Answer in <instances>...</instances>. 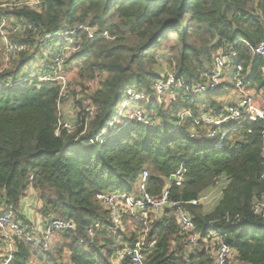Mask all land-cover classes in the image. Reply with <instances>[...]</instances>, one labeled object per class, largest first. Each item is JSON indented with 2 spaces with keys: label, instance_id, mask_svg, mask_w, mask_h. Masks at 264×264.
<instances>
[{
  "label": "trees",
  "instance_id": "1",
  "mask_svg": "<svg viewBox=\"0 0 264 264\" xmlns=\"http://www.w3.org/2000/svg\"><path fill=\"white\" fill-rule=\"evenodd\" d=\"M39 1L38 12L0 10L24 29L10 39L30 46L29 53L11 60L0 81L25 78L23 70L28 64L37 66L35 57L60 42L54 37L42 46L41 37L79 25L96 27L98 36L87 39L79 34L80 48L66 67L73 66L84 80L97 71H105L107 78L93 97L96 113L82 137L79 133L83 127L72 135H55V84L0 90V208L12 210L15 220L30 235L32 224L22 213L21 204L31 190L40 203L44 224L52 218L75 223V230L55 234L54 248L47 252L25 238L18 241L10 264H31L32 260L66 264L64 251L69 255L67 264H114V252L134 245L138 233L128 231L126 216L122 218L125 231L109 229V214L99 206L97 195L127 193L146 171L148 192L158 196L180 167L185 174L180 186L170 188L171 200L187 203L209 191L217 181L224 183L210 211L205 212L201 205H185L197 232L204 235L212 224L222 227L236 261L264 264V219L251 210L264 194V121L252 119L237 125L223 147L216 150L212 142L189 137L191 119L175 129L182 110L192 111L194 117L202 111L217 110L215 98L226 94L228 82L211 95L189 98L179 94L166 110L149 107L159 113L161 129L168 135L131 122L97 149L86 141L94 139L114 119L127 89L152 91V84L160 76L155 72L159 61L175 65L177 75L190 84L199 81L220 46L235 42L238 62L251 67L246 83L259 91L264 84V59L252 58L250 47L264 42V0ZM103 32L114 39H106ZM173 42L172 47L169 44ZM49 60L45 56V62L35 71L47 72ZM235 218L241 222L233 228L229 220ZM94 223L106 229L96 230L91 239L88 229ZM137 227L142 228L140 223ZM151 241H155L152 248L143 252L144 264H213L203 250L188 251L172 212L166 211L158 222L151 223L147 243ZM121 264H129V260Z\"/></svg>",
  "mask_w": 264,
  "mask_h": 264
},
{
  "label": "built area",
  "instance_id": "2",
  "mask_svg": "<svg viewBox=\"0 0 264 264\" xmlns=\"http://www.w3.org/2000/svg\"><path fill=\"white\" fill-rule=\"evenodd\" d=\"M40 7L41 2L39 0H0V9H26L38 12ZM23 32L24 29L14 19L7 18L0 13V75L8 68L11 60L29 53V45L10 39L12 35H20ZM98 32L96 27L79 25L73 30L44 35L40 38L42 46H45L51 38L57 37L60 40L59 43H55L45 54L50 59L48 62V71L45 73L41 71L40 73V70H37L33 75H27L25 78L0 81V90L31 89L37 83L55 84L58 89L55 135L59 136L61 132L72 135L80 127H83L79 133V137L84 136L88 123L95 116L96 106L93 99L88 98L85 102L86 107L84 112L78 115L79 102L77 100L81 98L80 93L75 95L73 102L69 101L66 103L69 100V92L71 89L69 76L73 75L74 71L71 69V72H69L66 63L80 48L81 38H79V34L85 35L87 39H94L98 36ZM102 36L108 40L114 39V37H110L106 32H103ZM234 45L235 42L219 47L212 57L210 65L202 72L198 82L187 84L186 81L176 74L159 77L154 82L150 93L137 90L134 87L127 89L117 115L94 139H87V144L97 149L108 138L122 131L131 122H135L144 127L149 126L151 130L162 131L161 125L156 123L152 115H149L148 111L153 112V116H155L154 111L150 110L149 107H158L163 102L172 104L176 101L179 94H184V96L190 98L211 95L218 92L226 82L230 85V89L227 90L225 95L215 98L217 110L202 111L198 117H194L190 110H182L177 116L178 121L175 129H178L185 120L191 119L193 126L189 131V137L201 142H212V149L216 150L223 147L229 132L237 125L252 119L264 121V99H260L259 97L260 95L264 97V84L258 91L246 83V78L251 72V67L248 66L245 68L242 63L238 62V53L235 51ZM250 56L252 58L264 59V42L256 47H250ZM173 67L175 70V66ZM106 78L107 73L105 71H97L88 81L94 83L99 90ZM92 92L88 89L84 90L86 97H89ZM132 103L137 105L130 108V104ZM70 104H72L71 107ZM73 104L77 107L74 125L73 122L65 118L64 114V118L60 114V110H63L66 111L65 114H67V117L73 118L71 115L75 108ZM120 112H125V115L121 116V119L118 117V113ZM118 119H120L119 122L117 121ZM150 126L153 127L151 128ZM162 134L168 135L169 133L162 131ZM64 152L66 150L62 151V153ZM262 158L264 161V140L262 143ZM184 174L185 170L180 167L172 175L174 176V180L170 181L169 179L158 196H152L148 192V173L146 171L139 176L135 187L127 193L98 194L97 201L99 206L106 210L110 217L111 228L109 229L114 232H123L122 218L124 215H133V218L139 215L141 222L143 221L142 216H146L147 219L151 217L155 222H158L164 213L169 211L173 213L179 235L183 238L189 252L194 253L193 251L196 249L203 250L211 256L213 264H234L232 263L233 260L241 264L236 261V253L225 241V238L228 236L227 232L222 227L212 224L205 234L201 235L196 230L191 214L185 208V205L198 206L208 203L213 191L209 192L210 195L202 193L197 199L187 203L170 199V188L172 186H180ZM213 187L217 188L218 184H215ZM221 191L220 188L216 202L221 196ZM251 210L254 216L264 219V194L253 203ZM229 221H233L231 227L236 228L240 224L241 219L235 218ZM98 229L105 230L106 227L99 223H94L88 229V235L91 239ZM73 230H75V223L72 220L63 221L52 218L44 224L40 231L41 234L39 233L37 235V232L33 231L30 235H27L22 225L15 220L12 210L0 208V264H10L13 261L14 254L17 250V242L23 238L41 251L47 252L54 248L53 241L55 234ZM148 230L142 227L143 237L138 238L136 243L131 247L124 248L121 251H115L113 255L114 260L118 259L119 264L126 259L129 260V264H144L145 257L143 252L151 249L155 243V241L147 243L145 237Z\"/></svg>",
  "mask_w": 264,
  "mask_h": 264
},
{
  "label": "rangeland",
  "instance_id": "3",
  "mask_svg": "<svg viewBox=\"0 0 264 264\" xmlns=\"http://www.w3.org/2000/svg\"><path fill=\"white\" fill-rule=\"evenodd\" d=\"M2 9H9V8H2ZM1 10V9H0ZM14 35H12L11 37H13ZM172 40H174V39H172ZM80 43H81V41H80ZM170 46H175V42H173V43H170L169 44ZM42 54L41 55H39V56H36L35 58H36V61H37V63H38V61H39V63L37 64V66H35L34 64H28V66L23 70V73H24V75H33V73H35L34 71L36 70V68H38V66H39V68L41 67V64H43L44 62H45V52H41ZM174 53L175 52H172V56H174ZM21 57V56H20ZM19 58V57H18ZM17 58V59H18ZM40 58H42V59H40ZM15 60V59H14ZM173 66H175V65H171V66H167V65H165L164 63H161L160 61H159V63H158V67L156 68V71L155 72H159V77H162V76H167V75H176L177 73H176V70H174V67ZM71 69H73L74 71H73V75H70L69 77H70V85H71V89H70V92H69V100L68 101H66V103L67 102H69V101H74L75 100V95L77 94V93H80L81 94V98H79V100H77L78 102H79V104H78V107H79V110H78V112H77V107H76V105L75 104H73L74 106H75V108H74V111L72 112V116H73V118L72 117H67V114H65L66 113V111H63V110H60V114H61V116L64 118V115H65V118H67V119H69L71 122H73V125L75 124V114H76V112L78 113V115L79 114H82L83 112H84V109H85V107H86V104H85V102H86V100L88 99V98H90L91 100L93 99V96L96 94V91L98 90V88H96V86H95V84L94 83H92L91 81H88L87 79L86 80H84V79H81V78H79L78 77V75L76 74V69L72 66L70 69L68 68L67 70L69 71V72H71ZM78 70H79V68L77 69V72H78ZM83 83H84V85H83ZM154 84V83H153ZM153 84H152V87H153ZM86 85V86H85ZM152 87H151V90H152ZM96 88V89H95ZM135 88V87H134ZM91 90V91H93L92 92V94H90V96L89 97H86V94H84V90ZM95 93V94H94ZM260 97V99H264V97L263 96H259ZM190 98V97H189ZM177 99V98H176ZM135 105H137V104H130V108H132L133 106H135ZM143 105H145L144 103H143ZM72 106V104H70V107ZM171 107V104L169 103H164L163 102V104H161L160 106H158V107H155L158 111L159 110H166V109H168V108H170ZM152 110V109H151ZM152 111H154V113H155V116H153V112H150V111H148V113H149V115H152V118L156 121V123L157 124H159V125H161V119H160V117H159V113L157 114L156 113V110H152ZM64 114V115H63ZM125 115V112H123V113H118V117L121 119V116H124ZM120 119H118L117 121L119 122L120 121ZM147 127V126H146ZM151 128L153 127V126H150ZM147 128H149V126L147 127ZM218 183H216V184H218V187L217 188H215V187H212L209 191H205V192H203V193H207V194H209V192H211V191H213V193L210 195V201L208 202V203H205V204H202L201 206H203V208H204V211L205 212H208V211H210L213 207H214V205L216 204V199H217V196H218V194H219V189L221 188V186H222V184H224L223 183V180H219V181H217ZM33 193V191H31V190H29V192H28V194H27V197L23 200V203H24V201L31 195ZM34 194V193H33ZM37 198V197H36ZM27 202V208H28V210H30V208L28 207V201H26ZM37 204H39L40 205V203L37 201ZM31 207V206H30ZM32 208V207H31ZM32 215H31V212H30V214H29V216H30V218H31V216H33V214L35 213V217H34V223H36V219H38V216H36V209H33L32 208ZM39 214V213H38ZM124 216H126V217H128V231H137V233H138V237L137 238H140V237H143V235H142V228H138L137 227V225L140 223V225H141V227H143V228H145V229H149L150 228V226H151V223H153V222H155L154 221V219L153 218H148L147 219V217L145 216V217H143L142 216V219H143V221L141 222V217L139 216V215H136V217L135 218H133L134 216L133 215H124ZM135 221V222H134ZM124 224V223H123ZM36 226H37V223L35 224ZM43 227V226H42ZM138 229V230H137ZM39 230V229H38ZM126 230V225L124 224L123 225V231H125ZM41 230H39L38 231V234L40 233L41 234V232H40ZM146 231V230H145ZM145 239H147V234H146V237H145ZM53 243H54V241H53ZM55 245V244H54ZM117 251H121V249H119V250H117ZM62 257H63V259H64V262L67 264L68 263V261H67V257H68V253L66 252V251H64L63 252V255H62ZM33 261H35V260H33ZM114 262V264H119V260L118 259H116V260H113ZM232 263H234V264H239V263H237V262H235L234 260L232 261ZM39 264H41V263H39Z\"/></svg>",
  "mask_w": 264,
  "mask_h": 264
},
{
  "label": "crops",
  "instance_id": "4",
  "mask_svg": "<svg viewBox=\"0 0 264 264\" xmlns=\"http://www.w3.org/2000/svg\"><path fill=\"white\" fill-rule=\"evenodd\" d=\"M26 201H28V207L30 208V210H28V208H27V202ZM30 206L33 209H36V216H38V219H36L37 226L35 225L36 223H34L35 213L33 214V216H31V218L29 216L30 212H31V215L33 213L32 212L33 210ZM39 208H41V207L39 204H37V198H36L35 194H33V193L24 201V203L21 204L22 213H24L25 217L31 222L32 232L36 231L37 235H38V231L42 230V228H43L42 226L44 225V220L38 214ZM67 261H69L68 257H67ZM31 264H39V262H37L36 260L35 261L32 260Z\"/></svg>",
  "mask_w": 264,
  "mask_h": 264
},
{
  "label": "water",
  "instance_id": "5",
  "mask_svg": "<svg viewBox=\"0 0 264 264\" xmlns=\"http://www.w3.org/2000/svg\"><path fill=\"white\" fill-rule=\"evenodd\" d=\"M173 180H174V176H171V177H170V181H173Z\"/></svg>",
  "mask_w": 264,
  "mask_h": 264
}]
</instances>
